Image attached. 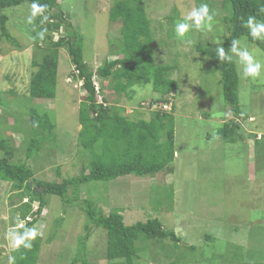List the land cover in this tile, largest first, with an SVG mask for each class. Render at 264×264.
I'll use <instances>...</instances> for the list:
<instances>
[{
  "label": "rangeland",
  "instance_id": "1",
  "mask_svg": "<svg viewBox=\"0 0 264 264\" xmlns=\"http://www.w3.org/2000/svg\"><path fill=\"white\" fill-rule=\"evenodd\" d=\"M114 1L60 3L65 17L83 35L84 58L95 71L105 59L120 58L121 27L109 23L108 10ZM222 2L207 0L215 13L210 31L193 29L186 37L178 38L175 25L182 14L198 8L197 0L144 1L152 24L155 65L177 67L171 78L179 88L177 94L170 95L172 102L176 97L175 111L171 104L165 107L159 101L161 95L155 92L152 83L118 96L109 81L94 78L100 92L99 102L105 98L109 105L125 108L122 114L136 122L141 118L151 120L155 112L174 113L176 117V158L163 172L143 178L131 175L110 182L93 181L79 189L81 200L95 201L106 214L124 211L126 225L158 218L182 240L178 247L170 240L164 241L163 252L160 243L147 245L148 250L145 242L138 243L143 251L134 264H264V138L256 145V140L250 137L251 134L259 136L258 139L264 137V69L256 79L245 77L244 65L232 54L240 78L243 115L239 122L244 140L228 143L218 137L223 124L234 119L224 100L221 69L196 51L202 42L205 47H222L229 34L223 22L228 12ZM30 11L31 3L3 11L9 18L8 31L18 46L0 32V97L5 104L0 105V138L20 148L15 160H26V144L31 137L30 110L50 115L56 125L55 141L46 143L26 163L38 180L61 183L64 178L78 177L88 159L79 144L78 117L87 93L82 82L73 78L71 58L62 49L56 98L30 96L31 72L36 70L32 60L42 59L48 52L45 45L40 48L35 45L36 20L28 23ZM64 35L60 31L53 37L56 41ZM240 42L241 47L248 48L264 63V51L259 46L247 37ZM19 113L22 118H16ZM11 195H15L11 183L0 178V264H9V257L15 256L6 233L18 223L17 218L21 220V204L11 200ZM47 201L41 221L35 226L42 243L38 264H71L86 235L89 219L78 208L67 209L65 213L58 196H49ZM59 218L64 222L56 227ZM206 236H211V240ZM87 246L88 258L94 264H125L107 260V232L102 228L93 229ZM187 246H196L197 251L192 252ZM19 258L16 253V261Z\"/></svg>",
  "mask_w": 264,
  "mask_h": 264
},
{
  "label": "trees",
  "instance_id": "2",
  "mask_svg": "<svg viewBox=\"0 0 264 264\" xmlns=\"http://www.w3.org/2000/svg\"><path fill=\"white\" fill-rule=\"evenodd\" d=\"M63 1L66 0H37L38 3L48 6L44 15L49 19L42 25L40 23L42 16L35 18L37 29L34 37L36 32L43 28H47L48 31L43 40L36 37L34 41L37 48L43 44L48 52L42 59L32 60V66L36 70L31 72L29 92L31 97L37 99L56 98L60 50L66 49L74 66L73 78L82 82V87L87 93L85 101L80 105L78 117L81 125L79 144L83 152L88 155V159L85 160V167L78 177L64 178L61 183L35 178L33 170L26 161L39 154L46 143L55 141L53 132L56 125L50 115L32 108L29 112L31 137L26 144V160H15L20 148L15 147L9 140L0 138V153H2L0 178L11 183V192L15 195L14 197L11 195L10 199L20 202L21 218L25 220L29 215L32 216L33 221L28 222L25 227H35L41 221L43 210L48 206L47 198L52 195L60 198L65 213L67 209L78 208L88 217L90 224L86 227V235L79 243L76 258L71 264H94L88 258L87 246L94 228H102L107 232V260L134 264L143 251L138 247V243L142 245L141 242H145L146 249L151 243H160V251L163 252L164 241L170 240L178 247L182 240L174 231L166 229L158 218L131 226L126 225L124 211L114 210L106 214L95 201L81 200L79 189L82 184L93 181L110 182L131 175L143 178L163 172L176 158V117L174 113L155 112L151 120L141 118L136 122L122 114L125 108L113 107L105 98L103 102H99L94 78L99 77L103 81H109L118 96L126 94L136 86L152 83L155 92L161 95L159 101L171 104L175 111L176 97L172 102L170 95L177 94L179 88L177 81L171 78L177 67L155 65L152 24L144 6L145 0H115L108 13L109 23L120 24L121 27L119 35L121 43L118 50L120 58L115 60L107 58L101 67L96 71L93 70L84 58L83 35L74 28L61 10L60 3L62 4ZM32 2L33 0H0V32L16 46L18 43L7 28L9 18L3 14V11ZM197 2L199 7L201 3H207V0H197ZM222 6L228 12L223 18L229 33L222 45L226 53L231 54L233 39L241 40L246 37L264 51L262 40H254L249 34L250 29L244 26L249 17H254L257 22H264V0H223ZM60 31L65 35L55 41L53 35ZM196 51L220 67L224 100L231 108L235 119L223 124L218 131V137L228 143L244 140L239 122L243 115L239 97L240 78L235 61L220 60L217 49L212 46L205 47L203 42L196 46ZM0 105L5 106L1 97ZM22 116L23 114L19 113L16 118ZM12 130L17 132L15 127ZM250 137L256 140V145L264 138L258 139L259 136L254 134ZM25 200L28 202L24 203ZM35 202L38 203L39 208L33 213ZM63 222L64 219L59 218L56 227H60ZM18 231L22 232L23 229ZM206 239L211 240V236H206ZM32 243L31 249L21 247L14 251L15 257L16 253L20 255L16 264H38L42 247L41 239L37 237ZM187 249L192 252L197 251L196 246H187Z\"/></svg>",
  "mask_w": 264,
  "mask_h": 264
},
{
  "label": "clouds",
  "instance_id": "3",
  "mask_svg": "<svg viewBox=\"0 0 264 264\" xmlns=\"http://www.w3.org/2000/svg\"><path fill=\"white\" fill-rule=\"evenodd\" d=\"M47 5L40 4L37 0H33L31 4L30 15L27 20L29 24H33L34 20L37 16H42L40 21L43 24L45 21H48L49 17L44 15ZM215 13L210 10L208 3H201L198 8H192L187 15L182 14V18L175 25V33L178 38H184L187 34L190 33L191 30H211L212 22L214 20ZM245 27L250 29V35L254 40H264V22H257L254 17H249ZM35 31V28L33 29ZM47 28H43L40 31L36 32V37H39L40 40H43L47 33ZM33 37V39H36ZM230 53H226L224 47H219L217 49V54L220 60L224 61H232L234 54L239 58V63L244 65L243 74L245 77H251L256 79L260 77L262 69H264V63L260 60H257L253 53L246 47H241V42L239 39H233L231 42ZM96 90L97 84L94 81ZM164 103V102H162ZM166 104V103H164ZM228 115H231L230 113ZM28 202L25 200L24 203ZM37 203V202H35ZM33 203L34 212H37L39 205L36 206ZM44 212V210H43ZM43 216V215H42ZM18 223L12 227H9L6 233V238L9 240L10 245L13 249L19 250L21 247L24 249H31L33 247V241L36 240L37 236L40 234L36 227H25L28 222H32L33 218L31 215L27 217V219L17 218ZM25 223V224H24ZM38 224V223H37ZM23 229V231H18L19 229ZM9 264H16V257H9Z\"/></svg>",
  "mask_w": 264,
  "mask_h": 264
},
{
  "label": "built area",
  "instance_id": "4",
  "mask_svg": "<svg viewBox=\"0 0 264 264\" xmlns=\"http://www.w3.org/2000/svg\"><path fill=\"white\" fill-rule=\"evenodd\" d=\"M167 105H169V104H165L164 106L167 107ZM171 106H172V105H171Z\"/></svg>",
  "mask_w": 264,
  "mask_h": 264
}]
</instances>
